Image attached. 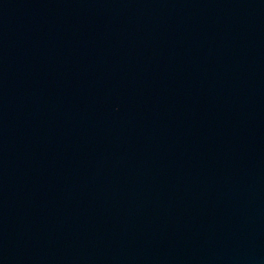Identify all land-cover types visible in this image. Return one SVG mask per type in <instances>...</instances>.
Instances as JSON below:
<instances>
[{
  "label": "water",
  "instance_id": "water-1",
  "mask_svg": "<svg viewBox=\"0 0 264 264\" xmlns=\"http://www.w3.org/2000/svg\"><path fill=\"white\" fill-rule=\"evenodd\" d=\"M0 264H264V0H0Z\"/></svg>",
  "mask_w": 264,
  "mask_h": 264
}]
</instances>
